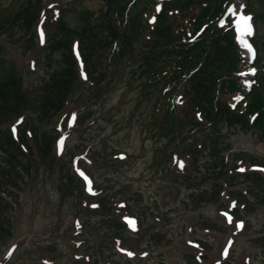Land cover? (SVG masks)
<instances>
[{"label": "rangeland", "instance_id": "1", "mask_svg": "<svg viewBox=\"0 0 264 264\" xmlns=\"http://www.w3.org/2000/svg\"><path fill=\"white\" fill-rule=\"evenodd\" d=\"M248 1L232 0L228 9L236 4L229 18L249 62L250 40L264 54V0ZM16 4L0 0V29ZM104 7L100 0H43L32 46L21 32L0 30V60L13 65L26 104L0 129L15 133L22 120L34 127L21 148L22 163L5 182L9 196L2 195L7 201L2 211L11 236L0 243V264H264V200L249 213L241 198L252 190L241 181L247 175L264 177V171L234 156L264 159V138L257 131L210 128L198 118L199 126L187 121L167 136L155 122L160 87L143 91L149 77L137 60H129V52L101 89L77 67L79 82L62 111L40 119L41 87L59 61L50 51L56 34L49 23L63 16L75 27L82 11L97 16ZM246 11L255 20L254 26L248 19L247 39L238 25L239 18L250 17ZM249 69L241 74L245 90L258 73ZM226 102L233 110L238 98ZM182 106L178 101L181 115ZM43 132L57 137L45 161L36 139ZM222 167L230 172L218 179Z\"/></svg>", "mask_w": 264, "mask_h": 264}, {"label": "trees", "instance_id": "2", "mask_svg": "<svg viewBox=\"0 0 264 264\" xmlns=\"http://www.w3.org/2000/svg\"><path fill=\"white\" fill-rule=\"evenodd\" d=\"M42 1L16 0L14 11L2 21L1 34L19 31L32 46L33 28L40 18ZM100 1L105 5L104 9L97 16L82 11L75 27L68 26L63 16L49 23L56 34L50 51L59 55V61L41 87V120L48 121L62 111L79 82L75 52L86 79L100 89L106 76H111L120 67L129 52V60H137L140 71L149 77L143 91L152 86L160 87L159 107H154L157 111L155 122L162 123L167 136L183 129L187 121L199 126V118L208 122L210 128H252L264 138V54H259L260 46L254 42L258 56L248 64L241 56L229 18L219 24L231 0ZM150 17L153 18L151 24ZM138 43L141 48L136 47ZM251 67L256 68L258 74L244 95L239 75ZM233 97L241 99L231 110L226 101ZM178 101L183 104L179 108L183 115L178 110ZM25 106L22 85L13 65L0 60V127L20 116ZM28 124L19 125L16 134L8 128L0 129V163L3 165L0 169V243L11 236L7 229L9 221L2 211L7 201L2 195L9 196L5 182L12 179L16 164L22 163L21 148L27 147V131L31 134L34 130L31 123ZM36 139L39 157L44 161L49 159L57 137L43 132ZM214 145L212 150L218 148V143ZM234 156L241 159L242 165L249 163L251 167L264 169V159L250 157L247 153ZM228 172L230 170L222 167L216 175L221 179ZM67 178L70 183L74 182L72 174ZM241 183L252 186V190L241 197L246 199L242 201L245 211L251 213L253 207L264 200V177L247 175ZM216 188L214 193L220 186ZM233 216L239 219L235 213Z\"/></svg>", "mask_w": 264, "mask_h": 264}, {"label": "bare ground", "instance_id": "3", "mask_svg": "<svg viewBox=\"0 0 264 264\" xmlns=\"http://www.w3.org/2000/svg\"><path fill=\"white\" fill-rule=\"evenodd\" d=\"M231 10L232 11H235L236 10V4L231 8ZM244 19H241V18H239V23H238V25H239V33L244 37V38H246L247 39V35L244 33V31H243V25H242V21H243ZM245 46H246V44H245Z\"/></svg>", "mask_w": 264, "mask_h": 264}, {"label": "snow or ice", "instance_id": "4", "mask_svg": "<svg viewBox=\"0 0 264 264\" xmlns=\"http://www.w3.org/2000/svg\"><path fill=\"white\" fill-rule=\"evenodd\" d=\"M248 19H250V17H249V18H246V19H244V20L242 21L243 31H244V33H245L246 35L251 34V30H250V28H249V26H248Z\"/></svg>", "mask_w": 264, "mask_h": 264}]
</instances>
